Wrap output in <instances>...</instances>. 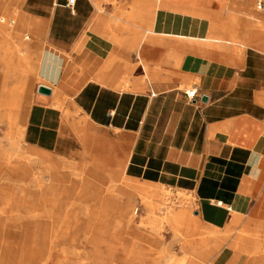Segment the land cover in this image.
I'll return each mask as SVG.
<instances>
[{
  "label": "crops",
  "instance_id": "crops-1",
  "mask_svg": "<svg viewBox=\"0 0 264 264\" xmlns=\"http://www.w3.org/2000/svg\"><path fill=\"white\" fill-rule=\"evenodd\" d=\"M250 10L240 0H0V22L16 18L0 30V70L2 45H22L36 89L63 103L32 105L25 146L90 162L104 152L125 179L189 195L198 223L185 237L202 238L200 262L242 264L233 239L218 246L225 232L264 226V39L246 29ZM233 15L245 45L209 46L233 38Z\"/></svg>",
  "mask_w": 264,
  "mask_h": 264
},
{
  "label": "bare ground",
  "instance_id": "bare-ground-1",
  "mask_svg": "<svg viewBox=\"0 0 264 264\" xmlns=\"http://www.w3.org/2000/svg\"><path fill=\"white\" fill-rule=\"evenodd\" d=\"M248 16L252 22L260 21L257 15ZM6 17H1L2 22H6ZM232 20L233 38L210 36L206 39L209 46L217 47L223 42L245 45L237 33L236 28L240 27L237 15ZM246 29L254 31L252 26ZM254 36L258 39L256 33ZM10 49L6 52V69L10 71L2 73L8 79L23 78L24 83H18L25 89V95L19 99L23 103L16 105V112L5 118L10 121L11 131L23 139L26 116L32 105L61 108L63 103L57 97L31 94L38 78L32 76L34 69L28 65L24 47L16 44ZM15 59L20 63L13 64ZM7 106L0 104V108ZM18 143L14 139L9 147L0 143V264H148L151 249L161 250L162 241L156 235L161 224L153 214L160 209L159 205L169 206L168 189L125 179L121 167L107 169L104 152L91 162L84 152L82 160L89 164L77 168L73 164L64 166L52 155L32 148L22 150ZM136 198L150 212L145 224L153 228L150 239L135 230ZM170 221L176 229L182 224L185 231L196 227L198 218L180 213ZM231 234L228 231L219 235L220 245H227ZM263 243L264 226H258L254 230L246 228L229 245L244 256L242 264H264ZM186 248L200 262L203 247L189 244ZM179 264H185V260Z\"/></svg>",
  "mask_w": 264,
  "mask_h": 264
},
{
  "label": "rangeland",
  "instance_id": "rangeland-1",
  "mask_svg": "<svg viewBox=\"0 0 264 264\" xmlns=\"http://www.w3.org/2000/svg\"><path fill=\"white\" fill-rule=\"evenodd\" d=\"M241 2L248 3L250 5V11L245 14V17L247 19H250L248 15L253 14L257 15V17L260 19V21H251V26L254 33H256L258 38L264 39V15L260 14L257 12L256 9V2L257 0H240ZM14 14H18L15 12ZM6 22L4 24H1L2 27L6 30H13L16 27V24L11 26L10 19L15 20V16H12L10 18H6ZM251 20V19H250ZM4 49L2 50L3 52H7V48H13L10 45H2ZM11 50V49H10ZM8 53V52H7ZM8 55V54H7ZM8 57V56H7ZM8 59L4 58L2 60L3 63H5V69L2 71L0 70V104L6 103L8 104L7 107L0 108V143L2 146L9 147L12 143V140L14 139L15 141H18L20 147L22 150H26L27 147L25 146V143L22 138L19 137L18 134L14 133L11 131L10 127V121L5 118V115L8 114H14L17 110L16 105L19 103H23V101H19L20 98H22L25 93H24V88H21L20 84L18 83H24V79H19L17 76L8 79L5 75L7 71H10L6 69L8 66ZM5 73H2L4 72ZM38 82H35L34 85L32 86V92L31 94L33 96L35 95H43L47 97L48 95L40 94L38 89H36V84ZM19 84V85H18ZM47 106V105H45ZM53 158L57 161L60 162L62 165H70L73 164L77 168H81L82 165L84 164H89L88 161L82 160L81 159H76V158H58L54 155H52ZM90 168V166H89ZM92 170L90 169V172ZM89 172V173H90ZM170 195L169 201V206H162L159 205V208L154 214L153 217L157 220H159L161 227L157 230L156 235L157 237L162 241L161 245V250H158L157 248H152L151 251L148 254V264H154L157 260H159L160 264H179L180 261L185 260V264H205L201 263L193 258V254H191V250L187 249L186 247L189 248V244L195 245L196 248L203 247L201 249H205L203 246L204 243H201L202 238H196L193 237L191 240L186 239L185 237V227L180 224L178 226V229H176V226L174 223L170 221V218L173 216H176L178 214L182 213H190L192 217L196 218L195 216V211L196 207L194 205V202L192 198L179 191H173L168 189L167 192ZM156 204H160V201H156ZM137 208H139V212L136 215L135 214V230L139 234H147V239H150V233L153 232V228H151L149 225H146V221L150 216V212L148 209L145 207L143 204V201L141 199H135L134 204H133V210L135 211ZM144 222V224H143ZM246 230H236L232 232L229 241L232 239H235L238 235H240L242 232ZM198 240V241H197ZM200 241V242H199ZM143 244V243H142ZM144 247L148 248V245L146 243L143 244ZM225 245H220L218 246V252H220ZM168 252V254H167ZM170 258L167 260V257Z\"/></svg>",
  "mask_w": 264,
  "mask_h": 264
},
{
  "label": "built area",
  "instance_id": "built-area-1",
  "mask_svg": "<svg viewBox=\"0 0 264 264\" xmlns=\"http://www.w3.org/2000/svg\"><path fill=\"white\" fill-rule=\"evenodd\" d=\"M75 2H76V0H68V5L69 6H74L75 5ZM256 8H257L258 11L264 13V0H257V2H256ZM185 94H186L187 98L190 101L194 102L195 99H196V97L198 96L197 95L198 94V90L195 87H190V88L185 89ZM217 205L218 206H222V202H218ZM138 212H139V208H137L135 210V214L137 215Z\"/></svg>",
  "mask_w": 264,
  "mask_h": 264
},
{
  "label": "water",
  "instance_id": "water-1",
  "mask_svg": "<svg viewBox=\"0 0 264 264\" xmlns=\"http://www.w3.org/2000/svg\"><path fill=\"white\" fill-rule=\"evenodd\" d=\"M40 94H44V95H51L52 91L50 88L44 87V86H40L38 89Z\"/></svg>",
  "mask_w": 264,
  "mask_h": 264
}]
</instances>
